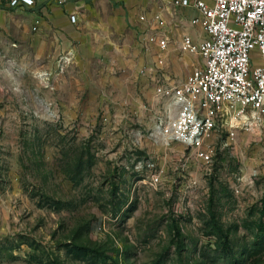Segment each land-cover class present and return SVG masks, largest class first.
<instances>
[{"label": "rangeland", "instance_id": "1", "mask_svg": "<svg viewBox=\"0 0 264 264\" xmlns=\"http://www.w3.org/2000/svg\"><path fill=\"white\" fill-rule=\"evenodd\" d=\"M84 1L0 29V264H264V127L216 133L210 165L166 143L152 61L180 74L134 48L160 2Z\"/></svg>", "mask_w": 264, "mask_h": 264}, {"label": "built area", "instance_id": "2", "mask_svg": "<svg viewBox=\"0 0 264 264\" xmlns=\"http://www.w3.org/2000/svg\"><path fill=\"white\" fill-rule=\"evenodd\" d=\"M1 1L8 8L20 9L47 0ZM169 4L194 6L199 15L190 22L200 25L207 36L198 41L182 36L179 51L199 56L201 64L181 80L175 81L159 69L163 58L152 61L157 78L154 96L167 103L158 129L166 143L176 141L210 165L214 154L211 138L216 133L226 131L234 137L237 130L264 127V0H170ZM140 18L151 29L141 33V47L150 51L156 44L161 53L166 51L161 12ZM69 20L75 23L76 14H69Z\"/></svg>", "mask_w": 264, "mask_h": 264}, {"label": "crops", "instance_id": "3", "mask_svg": "<svg viewBox=\"0 0 264 264\" xmlns=\"http://www.w3.org/2000/svg\"><path fill=\"white\" fill-rule=\"evenodd\" d=\"M98 1L100 0H95V3H100ZM169 1L158 0L160 3L156 5L153 12L160 11L165 22L164 27L161 29L163 36L167 38L168 42L166 51L162 52L169 65L167 72L169 75L180 74L179 80H181L195 66L201 64V60L197 55L186 54L191 58H183L185 53H181L178 49L182 36L189 35L193 40L198 41L207 35L200 25H193L190 22L192 18L199 15L198 10L194 6L172 7ZM84 7V0H47L32 8L14 9L6 7L0 0V29L6 30L8 28L15 30L19 34L29 35L35 21H37L35 24L36 28L32 32L39 35L46 30L53 31L59 23L69 25L71 23L69 14L77 13L79 9ZM135 28L139 38L142 32L145 30L150 32L151 30L150 28L145 29L144 25L141 27L139 25ZM140 46L141 44L138 42L134 48ZM155 50H158L156 44L152 45L148 52Z\"/></svg>", "mask_w": 264, "mask_h": 264}]
</instances>
